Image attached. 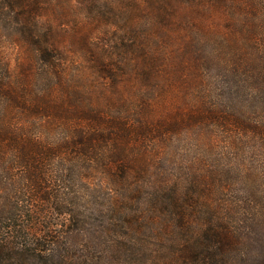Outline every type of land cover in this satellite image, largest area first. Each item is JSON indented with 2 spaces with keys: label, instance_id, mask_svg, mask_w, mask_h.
<instances>
[{
  "label": "trees",
  "instance_id": "trees-1",
  "mask_svg": "<svg viewBox=\"0 0 264 264\" xmlns=\"http://www.w3.org/2000/svg\"><path fill=\"white\" fill-rule=\"evenodd\" d=\"M0 264H264V0H0Z\"/></svg>",
  "mask_w": 264,
  "mask_h": 264
},
{
  "label": "rangeland",
  "instance_id": "rangeland-1",
  "mask_svg": "<svg viewBox=\"0 0 264 264\" xmlns=\"http://www.w3.org/2000/svg\"><path fill=\"white\" fill-rule=\"evenodd\" d=\"M5 33H6V32H5V31H3V32H2V35L4 36V35H5ZM1 49H2L4 52H7V50H6V47H5V46H2V47H1ZM10 50H11V48H10ZM1 52H2V51H1ZM8 52H10V51H8ZM11 53H14V52H11ZM10 57H11V60H12V62H13V64H14V61H13V59L15 58V56H14V55H11Z\"/></svg>",
  "mask_w": 264,
  "mask_h": 264
}]
</instances>
